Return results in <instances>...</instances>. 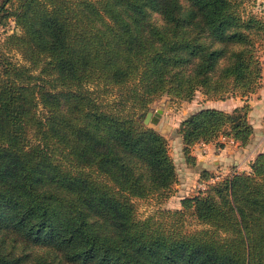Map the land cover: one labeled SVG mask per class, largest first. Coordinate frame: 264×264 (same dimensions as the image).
Returning <instances> with one entry per match:
<instances>
[{
    "label": "trees",
    "instance_id": "16d2710c",
    "mask_svg": "<svg viewBox=\"0 0 264 264\" xmlns=\"http://www.w3.org/2000/svg\"><path fill=\"white\" fill-rule=\"evenodd\" d=\"M245 1L1 0L19 30L4 48L27 63L0 51V264H264V152L180 208L140 219L134 204L178 181L144 123L153 102L261 88L264 20ZM249 112L183 120L188 163L198 142L248 145Z\"/></svg>",
    "mask_w": 264,
    "mask_h": 264
},
{
    "label": "rangeland",
    "instance_id": "374dc122",
    "mask_svg": "<svg viewBox=\"0 0 264 264\" xmlns=\"http://www.w3.org/2000/svg\"><path fill=\"white\" fill-rule=\"evenodd\" d=\"M16 5L17 2H15L13 6H11V9H14ZM242 8L244 14H254L257 17L264 20V0H246ZM4 15H5V11L0 12V51L3 50L4 52H6L15 62L27 63L20 52H17L16 50L9 51L4 48L3 44L7 35L13 33L14 31H19L18 28L15 27L16 25L14 18L4 17ZM256 48H257V55L263 64V75H262L261 83L262 86H264V39L259 40L256 43ZM117 94L118 93L115 90L114 92H112L107 96H102V98L105 99V101L112 102L113 99L117 97ZM198 95L199 94L197 93L193 100L198 99L200 100V102H202L201 97H198ZM232 96L239 97L242 95L241 93H236ZM227 97H231V95L230 96L228 95ZM195 105H196L195 101L176 100V99H171L168 96H163L151 104L149 111H153L156 113L158 111L157 109L158 107L163 110V113L161 117H153L148 125L156 129L159 133L163 134L166 137L169 144V152L173 157L177 167L178 181L175 184L174 189L171 192V195L166 199L157 198L156 196H152L146 200L135 199L134 204L136 207L137 218L145 219L150 216L158 215L161 210H166V209L175 210L181 207V200L183 198L182 197L183 195L180 194V190L179 188L176 187V185L179 184L181 180V175L184 173L183 171L185 169L186 160L182 155V151H183L182 137L181 134L179 133V130H180L181 122L191 114L198 111L199 106L198 105L195 106ZM164 114L166 117L165 116L163 117ZM220 141H222L221 137L219 138V140L214 141V143H216V145L219 146V143H223V141L222 142ZM250 170L251 169L242 170L240 168H235L234 170L232 169V173H230L229 175L237 172L239 173ZM210 173L214 175V177L216 176L220 177L216 182H219L228 176V175L216 173L214 171H211ZM189 228H191V226H189ZM43 251L44 250L42 248L33 249V252L35 253H39Z\"/></svg>",
    "mask_w": 264,
    "mask_h": 264
},
{
    "label": "crops",
    "instance_id": "0c3cea01",
    "mask_svg": "<svg viewBox=\"0 0 264 264\" xmlns=\"http://www.w3.org/2000/svg\"><path fill=\"white\" fill-rule=\"evenodd\" d=\"M198 94L202 102L198 99L192 100L195 101V106H199L198 110L202 108H216L232 112L238 106H242L245 103L249 104V120L253 125L254 132L249 144L246 146L240 145L239 142L229 144L224 142L222 138L221 140L225 144L224 147L217 146L214 142L196 143L193 145L191 151L195 159L193 164L188 163L182 151V155L186 160L185 169L181 175L179 184L176 185L180 190V194L183 195L182 197L193 196L199 193L198 186L205 181L201 177L202 171H214L223 175H229L232 173V169L234 170L235 168L249 170L256 156L264 152V86L249 96H231L222 100H210L202 92H198ZM157 109L161 108L157 107Z\"/></svg>",
    "mask_w": 264,
    "mask_h": 264
},
{
    "label": "built area",
    "instance_id": "2783aa9c",
    "mask_svg": "<svg viewBox=\"0 0 264 264\" xmlns=\"http://www.w3.org/2000/svg\"><path fill=\"white\" fill-rule=\"evenodd\" d=\"M222 140L226 143H229V144H235L236 141L232 140V139H227L225 137H221ZM220 177L219 176H216V177H212L209 181H203L199 186H198V190L199 192L200 191H205L207 189V186L209 183H214L216 182Z\"/></svg>",
    "mask_w": 264,
    "mask_h": 264
},
{
    "label": "water",
    "instance_id": "95a60500",
    "mask_svg": "<svg viewBox=\"0 0 264 264\" xmlns=\"http://www.w3.org/2000/svg\"><path fill=\"white\" fill-rule=\"evenodd\" d=\"M162 113H163L162 109H159L156 113L153 111H148L146 116H145L144 123L148 125L150 120L153 117H161Z\"/></svg>",
    "mask_w": 264,
    "mask_h": 264
}]
</instances>
